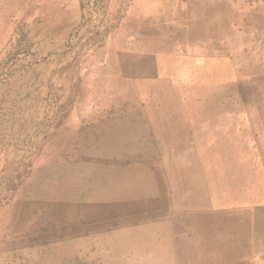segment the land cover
<instances>
[{
	"label": "rangeland",
	"instance_id": "rangeland-1",
	"mask_svg": "<svg viewBox=\"0 0 264 264\" xmlns=\"http://www.w3.org/2000/svg\"><path fill=\"white\" fill-rule=\"evenodd\" d=\"M69 1L39 0L34 16L7 18L8 31L2 34L7 37L0 39V264H193L191 258L195 253L200 258L207 253L214 264H223L222 238L241 237L234 230L239 227L241 212L248 210L262 214L255 216V223L247 224L243 234L248 236L247 245L252 249L238 260L248 261L254 254L263 256L260 246L264 242V205L239 211L222 206L201 210V214L207 212L203 221L208 220L204 224L209 226L211 236L174 232L175 221L195 219L189 215L191 211L180 218L176 204L166 203L165 214L150 212V205L143 213L128 212L127 193L131 197L136 191L137 198L144 195L149 200L159 194L158 186L132 192L130 186L133 182L141 183L147 173L155 176L163 166L166 146L151 129L163 127L140 120L131 122L135 124L128 128L100 130V125L84 124L74 113L85 111L84 100L93 96V92L82 89L88 73L100 67L97 61L103 60L109 67L121 70L122 59L114 56L111 45H117V40L131 33L125 20L131 13L142 12L140 7L144 3L142 16L156 22H134L136 40L130 41L145 45L142 51L147 56L132 60L135 69L126 67L127 77L132 80L147 74V69L157 70L162 66L160 57L173 50L181 56L195 55L186 64L192 63L201 74L202 96L224 94L216 103L225 101L228 115L239 118L235 120L236 130L245 129L248 133L246 145L250 155L260 159L257 164L264 168V74L217 80L208 92L205 91L211 81L204 79L208 70L218 69L224 63L217 56L208 57L209 49L225 46V42L235 38L255 36L261 42L264 40L263 25L256 27V19L250 18L256 8L264 11V0H193L199 5L198 15L193 7L196 15L187 10L192 0ZM160 2H167V11L156 7ZM74 8L78 14L72 23L68 19ZM186 13L192 21H188ZM93 36L96 40L91 44ZM123 50L127 52L120 46L117 52L125 54ZM233 64L234 70H241L239 62ZM137 100L116 115L137 116L140 97ZM211 109L205 116H223L218 109ZM200 128V136L192 142L195 148L208 141V131L220 126ZM175 155L171 158L180 156ZM214 170L215 167L211 169ZM215 171L222 178H240L235 170L230 172L222 167ZM260 174L263 179L264 172ZM232 184L226 183L225 188ZM252 194L248 200L259 198Z\"/></svg>",
	"mask_w": 264,
	"mask_h": 264
},
{
	"label": "bare ground",
	"instance_id": "bare-ground-1",
	"mask_svg": "<svg viewBox=\"0 0 264 264\" xmlns=\"http://www.w3.org/2000/svg\"><path fill=\"white\" fill-rule=\"evenodd\" d=\"M38 1L39 0H0V39L2 41L6 36H2V34L8 31L7 27H5V23L9 22L7 21V18L20 16L23 19L27 16H34ZM71 1H69V3ZM194 3L193 0L188 4L186 3L189 7H187V10H191L189 13L195 14L192 12L193 7L197 10L198 15L199 5L198 3ZM145 5L146 4L143 3L140 7L142 12H137L135 14L131 13L127 16L125 22L129 29H132V31L129 30L131 33L126 37L117 40V45L111 43V46L114 47V56H118L122 59V64H120L122 65L121 70L117 71L113 67H109L108 63H104L103 60L97 61L98 64L100 63V67L98 69H93L88 73L83 82L82 89L83 91L93 92V96L84 100L86 104V107L84 108L86 109L85 111H75V118L83 119L84 124L87 125H100L101 128H98L100 130H105L111 127L124 129L135 124H131V122L140 120H148L151 126L157 124L158 126L163 127L161 129H156L155 126L154 128H151L150 126L154 134L157 135L159 140L166 146L167 154L163 166L160 167L159 173L156 172L155 176L147 173L145 179H143L141 183L138 184L133 182L130 186L131 192L139 188L141 190L151 188L152 186H158V189L160 190L159 194H155V198L154 196H151L150 201L149 198L147 199L144 195H140V197L137 198L135 196L136 191H134L132 196L129 197L130 194L127 193L129 191L126 190L127 192L125 193H127V196L125 198L128 201L127 210L133 214L143 213L149 209L150 205V212L157 210L158 213L165 214L166 203L169 205L176 204L179 206L177 207L179 211L178 213L182 214L180 218L186 216L187 211H191L189 215H194L195 219L190 220L189 222H184L183 219H181V222L175 221L173 227L174 232L177 234L187 232L191 235L194 233H204L207 236H211V232H208L209 226L206 227L207 225L204 224V222L208 223V220L203 221L207 219V212L201 214V210L211 211V209H214L215 207L222 206L226 208L233 207L239 211L247 209L248 206L258 207V205H264V192L263 195L260 194L261 190L264 191L263 181L261 180L259 170L260 166L254 161V156L252 157L250 155L251 151L247 147V141L242 135H231L228 141L224 143L211 142L210 144H203L200 148L198 147L194 150L192 142L194 141V138L198 136V132L200 133L203 130V128L200 127L212 123V116H205L208 114L207 112L211 108H213L214 111L217 107H222L221 112L223 113V116H219V118L223 120L227 116L226 113H228L227 111L229 110V107L224 100H221L224 102L220 103H216L215 101L217 99L219 101L223 98L224 94L219 93L216 96L217 93L215 95L213 93L209 98H204V96H202L203 94H201L199 87L201 85V74L192 63L190 64L191 66L186 64L188 58L193 59L195 55L181 56L177 51L173 50L165 56L160 57L159 60L162 62V66L157 70L153 71L154 69H147V74L142 76H134L136 73L132 74L134 76L132 80L127 77L126 67L129 69H135L132 60L137 58L144 59L147 56L145 50L142 51L143 46L145 45L139 44L137 41H130L134 36L133 30H136L134 22L137 21L144 25L156 22V20L146 19L142 16L143 11L145 12ZM156 7L158 9L164 8L167 11L169 6L167 2H164L163 4L160 2ZM262 9L263 8L258 7L250 13V18L256 19L258 24L256 27L258 28H260L259 23L264 27V11ZM77 14L78 13H76L74 8L73 12L69 15L68 21L73 23V21L77 19ZM186 16L188 21H192V16L190 14L186 13ZM184 23L185 22L182 20V24ZM263 29L264 28H262V30ZM146 30L142 29L140 31L143 32ZM140 31L136 32L140 33ZM243 39H231L230 41L225 42V46H214L207 51L208 57L217 56L223 60L224 63H221L220 68H212L210 71L208 70V73H205L206 77H204V79L206 81H211L207 85L208 90L205 92L213 90V87L210 86H212L213 83V85H216L215 83L217 80H225L233 76L237 79L244 74H264V40L261 42L260 39L255 36H250L247 39L245 37ZM95 40L96 36H93L91 44ZM120 46L127 50V52L123 50L125 54L117 52ZM243 48L245 49V52H242ZM234 52L237 54H233ZM198 56L200 57V54ZM99 57L101 56L99 55ZM98 59L99 58H97V60ZM121 59H119L120 62ZM236 61L241 65L240 71L234 70L233 68V63ZM171 66H173V68L169 69L168 67ZM189 68H191L190 72H188L189 74H185V71ZM135 79L138 83L134 82ZM173 90L175 92H173ZM180 90H183V92L180 93ZM139 97L141 99V108L137 112V116H117L122 113L125 105H135V102L138 101L137 99ZM186 126L189 128L186 129ZM83 133L85 135L84 131ZM207 135L209 134L207 133ZM176 153L177 155H175ZM179 154L180 156L178 158H171L172 155L178 156ZM219 154H225V156L232 154L234 158L229 157L224 163H222V161L217 158V155ZM85 160L87 159L85 158ZM214 167H223L226 171L230 172L236 171V173H239L240 178H235L234 175H227L226 178L219 177L218 174L211 171ZM230 169L235 171H231ZM230 172H228V174ZM205 173H207L206 177H204ZM228 182H233V186L231 188L228 187L227 189L225 188V185ZM250 185H252L253 188H250ZM172 188L173 196L169 193V190ZM252 193L259 198L255 201L248 200L247 197L249 196L250 199L249 194ZM158 202L159 204H157ZM249 208L250 207H248V209ZM248 211L249 212H241L242 218L239 216L241 220H238L240 228L237 227L234 230L239 232V234L241 233V237H230L226 235L227 237L225 236V238H222L223 241L220 245V253L224 254L221 255L223 264H255L256 262H258V264L263 262L262 264H264V252L263 256L254 254L253 258L251 257L248 261H241V259L240 261L238 260L240 257L244 258V252L251 248L247 245L249 240V238H247L248 236H244L243 234L246 232L247 224L255 223V216H260L262 214L260 211ZM185 223H188V225L183 227ZM230 231L232 230L230 229ZM260 248H263L264 250V242H262ZM197 255L198 254L195 253L191 258L192 260L190 259L193 264H214L213 257L208 256L207 253L201 258ZM187 262L189 261L187 260Z\"/></svg>",
	"mask_w": 264,
	"mask_h": 264
},
{
	"label": "crops",
	"instance_id": "crops-1",
	"mask_svg": "<svg viewBox=\"0 0 264 264\" xmlns=\"http://www.w3.org/2000/svg\"><path fill=\"white\" fill-rule=\"evenodd\" d=\"M221 108L222 107H217V109L219 110V111H221ZM216 109V110H217ZM215 111V110H214ZM230 111V110H229ZM229 111H227L228 113H229ZM228 113H226L227 114V116L225 117V119H221V118H219V117H216V115H212V119H211V121H212V123L211 124H209V125H218V126H220V128H217V129H214V130H211V131H208L207 133L209 134V135H207V137H206V139H208V141H206V143H203V144H207V143H211V142H217V143H224V142H226V141H228V139L231 137V135H238V136H240V135H242V136H244V139H247V137H246V135L248 134L247 132H245V129L243 130L244 132H240V131H238V130H236V128H237V124L235 123V122H237V121H235V120H238L239 118L238 117H236V116H233V115H228ZM233 116V117H232ZM232 121H231V120ZM264 121V120H263ZM226 123V124H225ZM233 123H235V124H233ZM263 125H264V122H261ZM200 134H201V132L199 133L198 132V136H200ZM246 142V141H245ZM194 147V146H193ZM194 150H195V147H194ZM229 157H233V155L231 156V155H227V156H225V154H219V155H217V158L219 159V160H221L222 161V163H224L225 162V160H227V158H229ZM253 157V156H252ZM234 158V157H233ZM258 160H260V159H258L255 155H254V161H256V163H257V161ZM262 161V160H261ZM215 170H216V168H215ZM214 170V173L215 172H217V171H215ZM259 170L260 171H262V173L264 172V168H259ZM260 176L261 177H263L262 176V174H260ZM261 180H264V178L263 179H261Z\"/></svg>",
	"mask_w": 264,
	"mask_h": 264
}]
</instances>
